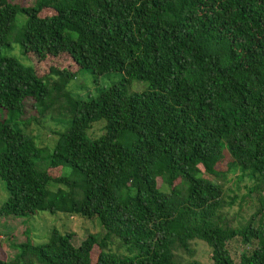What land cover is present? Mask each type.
Returning <instances> with one entry per match:
<instances>
[{"label": "trees", "instance_id": "16d2710c", "mask_svg": "<svg viewBox=\"0 0 264 264\" xmlns=\"http://www.w3.org/2000/svg\"><path fill=\"white\" fill-rule=\"evenodd\" d=\"M30 54L62 66L41 76ZM82 72L118 80L78 96ZM0 113V218L61 213L104 230L79 247L57 230L25 238L0 264H201L195 241L211 264H264V0H0ZM47 121L67 125L51 151L21 128ZM224 160L263 194L238 226Z\"/></svg>", "mask_w": 264, "mask_h": 264}, {"label": "rangeland", "instance_id": "374dc122", "mask_svg": "<svg viewBox=\"0 0 264 264\" xmlns=\"http://www.w3.org/2000/svg\"><path fill=\"white\" fill-rule=\"evenodd\" d=\"M15 4H20L22 6H27L31 0H10ZM23 21V18L20 19ZM18 52H14L19 54ZM32 54V53H31ZM30 54L29 60L31 65H34L39 75L44 76L49 73L51 68L60 69L62 66L58 64L55 60H45L42 63L38 64V61ZM20 55V54H19ZM28 58H24L22 61L25 64H30ZM34 59V61L32 60ZM68 66V65H66ZM70 67V66H68ZM118 80V77L113 75L112 77L99 78L97 81H94V77L89 73L82 72L80 73L75 81L71 82L68 88L72 91L73 94L78 96H86L88 93L90 95H96L97 89L107 87L110 85V82ZM53 81V80H52ZM49 80V83H52ZM145 84L136 83L131 86L132 91H142ZM26 116L31 113V110L28 108L26 111ZM1 117L3 113H0ZM21 128L26 134H29L35 137V140L39 146L42 147H52L55 140L57 139L55 134H60L64 132L67 128L65 124L54 121L41 122L36 124L34 122H24ZM102 134V129L100 126H95L90 132L91 137H98ZM58 136V135H57ZM53 147L50 149V151ZM217 168L224 175V178L220 177L217 179L218 183L224 189L223 195L227 202L230 198L236 196L237 200L231 207L224 209V212L228 214V218L232 219L234 226H238L239 223H244L250 215L257 209L258 202L257 198L261 195L260 192L249 193V189L253 187L252 182L247 178L244 180H238L235 174L227 172V160H224L220 163ZM68 175L70 170L63 169L59 172H52L54 175L60 174ZM158 187L162 191H166V186L162 182L157 180ZM50 189L55 191L57 185L51 184ZM7 193L4 188L3 182L0 180V206L6 201ZM52 230H57L62 234L73 233L72 244L74 247H79L83 242L85 237L88 234L96 235L98 238H101L104 234V230L100 225L99 221L84 220L75 216H66L61 213L51 215L47 212H38L33 217L27 218H0V259L10 260L15 254L12 244H17L23 242L25 238H29L32 242L37 245L44 244L48 241L50 233ZM192 248L195 251L193 260L198 261L201 264H211L210 256L211 252L208 247L202 242L195 241L192 243ZM229 251L232 258L235 262L238 260V256L243 251V247L239 244L238 240H234L229 246ZM245 249V248H244ZM95 251V250H94ZM96 252V251H95Z\"/></svg>", "mask_w": 264, "mask_h": 264}]
</instances>
